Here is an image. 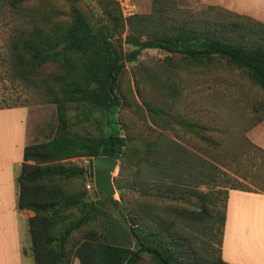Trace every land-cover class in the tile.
Here are the masks:
<instances>
[{
  "label": "trees",
  "instance_id": "16d2710c",
  "mask_svg": "<svg viewBox=\"0 0 264 264\" xmlns=\"http://www.w3.org/2000/svg\"><path fill=\"white\" fill-rule=\"evenodd\" d=\"M25 1L8 3L16 7ZM67 1L70 10L66 19L49 18L46 23L28 16L3 15L0 19L11 23L9 60L2 72L5 77L25 81L40 78L46 68L52 70L49 83L40 88L45 87L55 104L56 124L48 139L24 146L15 177L16 208L34 212L28 219L29 253L34 264H72L74 258L79 264H139L143 254L149 255L153 264H230L220 254L226 201L228 188L240 187L217 190L215 197L222 194L221 202L209 198L197 186L207 178L216 180L223 171L206 161L217 173L205 172V159L164 134L159 139H140L122 128L117 113L126 101L117 83L125 62L135 61L145 49L157 48L168 53L164 59L174 68L181 62L210 71L225 64L249 76L264 92V22L217 5H206L204 22L176 19L166 8L169 5L175 10L170 0H153L149 14L124 17L115 0H98L107 18L95 24L90 14L77 8L78 0ZM124 30L125 41L133 48L121 52L112 39ZM174 56L180 60L174 61ZM28 101L27 96L16 97L13 104L0 105V109L24 106ZM145 108L152 121L162 112L167 115V109L149 103ZM261 119L264 117L256 121ZM244 138L249 152L264 160V150ZM97 155L119 159L114 186L120 199L124 194L119 181L126 168L134 176L143 175L132 185L138 183L145 196L180 199L183 193L198 195L202 207L192 211L199 222L196 230L208 231L216 239L217 255H200L186 239L181 224L182 218L190 216L186 210L171 208L170 215L162 218L152 215L146 206L141 212L153 226L137 224L136 214L128 215L119 208L118 200L107 198L123 220L136 225L130 226L133 245L111 239V228L101 211L103 202L97 198L102 191L90 193L88 166L70 160ZM96 219L99 226L94 225ZM90 224L93 227L86 229ZM161 232L170 235L169 241Z\"/></svg>",
  "mask_w": 264,
  "mask_h": 264
},
{
  "label": "rangeland",
  "instance_id": "374dc122",
  "mask_svg": "<svg viewBox=\"0 0 264 264\" xmlns=\"http://www.w3.org/2000/svg\"><path fill=\"white\" fill-rule=\"evenodd\" d=\"M8 1L0 0V19L3 15L28 16L34 21L44 20L46 23L49 18L58 20L69 16L70 3L67 0H26L16 7H10ZM134 1L137 13L151 12L153 0ZM170 1L175 4V10L169 5L166 8L174 12L176 19L198 18L205 21L206 5L200 0ZM86 2L92 8V18H100L101 21L107 18L98 0ZM222 14L225 18L229 17L223 11ZM10 29V22L0 20V105L13 104L16 97L21 100L27 96L30 101L24 106H17L23 108L25 115L26 142L43 141L51 136L56 124L55 104L50 101V94L44 91L45 87L40 88L49 83L52 70L50 67L46 68L40 73V78L25 81H13L5 77L2 72L9 60L7 38ZM126 34L127 30H124L114 36L118 38L121 52L133 48L132 44L125 41ZM166 54L168 53L160 49L149 48L143 50L135 61L125 62L117 83L119 94L126 101L117 113L120 126L140 139H159L164 134L185 144L205 159V172L217 173L206 161L223 171V175L216 180L207 178L206 183L197 186L196 189L207 194L209 198H214L217 190L227 189L230 185L264 191V160L249 152L244 138L246 129L258 117H264V92L259 90L249 76L225 64L210 71L189 67L181 62L174 68L164 59ZM178 59V56H174V61L177 62ZM145 103L167 109V115L162 112L156 121H152ZM255 108H259V112H254ZM22 110L17 109L15 116L22 114ZM196 126L198 128L195 130ZM13 127L10 111L0 110V158L7 154L6 147H11ZM246 154L249 157H245ZM70 160L78 165L88 166V159L84 157ZM125 170L119 181L124 199H120L117 191L115 195L119 208H123L130 216L136 214L137 224L143 222L152 226V220H148L141 212L146 206L152 215L160 214L162 218L170 215L171 208L186 210L190 216L181 220L186 239L200 255H217L216 239L208 231L196 230L199 222L194 220L192 211L202 207L198 195L183 193L180 199L145 196L140 192V187H137L138 183L132 185L137 180L141 181L143 175L140 173L141 176H134L130 169ZM118 177L119 166L113 173V182ZM221 196L222 194L215 199L221 202ZM97 198L103 202L101 211L103 219H107L111 228L109 237L133 245L130 226L136 228V225L121 218L119 209L111 204L103 191L97 194ZM98 222L99 219H96L94 225L99 226ZM89 227L93 225H88L86 229ZM160 236L169 241L168 233L161 232ZM26 251L29 253V247L27 249L25 246L24 252ZM139 264H153V261L149 255L143 254Z\"/></svg>",
  "mask_w": 264,
  "mask_h": 264
},
{
  "label": "crops",
  "instance_id": "0c3cea01",
  "mask_svg": "<svg viewBox=\"0 0 264 264\" xmlns=\"http://www.w3.org/2000/svg\"><path fill=\"white\" fill-rule=\"evenodd\" d=\"M200 1L264 22V0ZM2 109L11 113L14 138L11 147L5 148L7 154L0 158V264H34L30 253L24 252V247L30 246L28 219L34 212L16 208L15 177L27 144L25 115L22 107ZM17 109L22 114L15 116ZM245 136L264 150V119L252 123ZM220 254L230 264H264V191L228 188ZM72 264H79V260L74 258Z\"/></svg>",
  "mask_w": 264,
  "mask_h": 264
},
{
  "label": "water",
  "instance_id": "95a60500",
  "mask_svg": "<svg viewBox=\"0 0 264 264\" xmlns=\"http://www.w3.org/2000/svg\"><path fill=\"white\" fill-rule=\"evenodd\" d=\"M76 6L79 10L93 16L92 8L86 0H78ZM95 24L101 22L100 18H93ZM113 42L118 50V38L114 37ZM119 166V159L108 155H97L88 159V180L91 184L92 193H98L97 188L103 191L108 198L116 201V188L113 182V173Z\"/></svg>",
  "mask_w": 264,
  "mask_h": 264
},
{
  "label": "built area",
  "instance_id": "2783aa9c",
  "mask_svg": "<svg viewBox=\"0 0 264 264\" xmlns=\"http://www.w3.org/2000/svg\"><path fill=\"white\" fill-rule=\"evenodd\" d=\"M120 7L121 13L124 17L131 16L137 13V5L134 0H115ZM87 188L91 190V184L88 180Z\"/></svg>",
  "mask_w": 264,
  "mask_h": 264
}]
</instances>
